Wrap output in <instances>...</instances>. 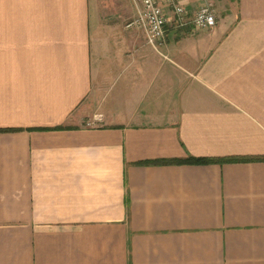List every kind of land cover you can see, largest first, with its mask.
Returning <instances> with one entry per match:
<instances>
[{"label": "crops", "instance_id": "0c3cea01", "mask_svg": "<svg viewBox=\"0 0 264 264\" xmlns=\"http://www.w3.org/2000/svg\"><path fill=\"white\" fill-rule=\"evenodd\" d=\"M177 1L0 0V264H264V161L185 163L264 158V0Z\"/></svg>", "mask_w": 264, "mask_h": 264}, {"label": "built area", "instance_id": "2783aa9c", "mask_svg": "<svg viewBox=\"0 0 264 264\" xmlns=\"http://www.w3.org/2000/svg\"><path fill=\"white\" fill-rule=\"evenodd\" d=\"M136 19L130 26L141 27L146 36L148 43L157 48L163 41L165 28L176 17L177 26H183L187 22L188 9L177 0H142L138 7ZM216 11L212 4H202L191 20L194 28L200 30H211L217 24ZM89 126L93 123H88Z\"/></svg>", "mask_w": 264, "mask_h": 264}, {"label": "trees", "instance_id": "16d2710c", "mask_svg": "<svg viewBox=\"0 0 264 264\" xmlns=\"http://www.w3.org/2000/svg\"><path fill=\"white\" fill-rule=\"evenodd\" d=\"M258 162V161H264V158H233L232 159H228V160H215V159H205V158H195V159H191L185 163H196V164H208V163H215V162H219V163H224V162Z\"/></svg>", "mask_w": 264, "mask_h": 264}]
</instances>
